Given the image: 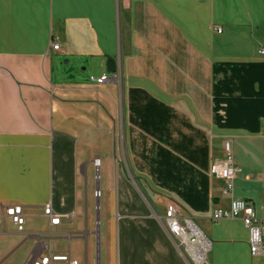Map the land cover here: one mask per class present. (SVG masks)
Returning <instances> with one entry per match:
<instances>
[{"label":"crops","instance_id":"obj_1","mask_svg":"<svg viewBox=\"0 0 264 264\" xmlns=\"http://www.w3.org/2000/svg\"><path fill=\"white\" fill-rule=\"evenodd\" d=\"M261 50L264 0H0V264H189L161 223L173 203L210 264H264L241 218L211 219L232 198L264 218ZM109 60L118 80L93 83ZM216 96L242 100L228 127ZM226 141L233 195L209 174Z\"/></svg>","mask_w":264,"mask_h":264},{"label":"built area","instance_id":"obj_2","mask_svg":"<svg viewBox=\"0 0 264 264\" xmlns=\"http://www.w3.org/2000/svg\"><path fill=\"white\" fill-rule=\"evenodd\" d=\"M221 31V28H217V32ZM52 47L54 50H59V44H53ZM260 53L264 54V50H261ZM119 72L118 70L112 76L106 74L99 78L91 77L90 80L95 84H103L110 80L117 81ZM224 153V159L214 163L210 168L209 174L225 181L224 195H233V183L239 168L235 164L230 141L224 143ZM5 214L11 219L17 230L22 232L25 226L23 208L21 206H9L5 208ZM44 214L49 219L51 226L57 228L60 225L61 216L53 211L50 203L45 205ZM236 218H241L250 231L251 255L264 256V218L257 216L252 202L232 198L228 209H217L213 211L211 216L214 222ZM161 223L177 245L183 248L189 264H210L208 257L210 242L192 220H184L180 217V208L177 204L173 203L167 207L165 216L161 218ZM191 223L204 236V240L193 232L190 227ZM29 264H78V261L73 259L69 252H52L50 255L33 260Z\"/></svg>","mask_w":264,"mask_h":264},{"label":"trees","instance_id":"obj_3","mask_svg":"<svg viewBox=\"0 0 264 264\" xmlns=\"http://www.w3.org/2000/svg\"><path fill=\"white\" fill-rule=\"evenodd\" d=\"M242 100L240 98H228V97H215V122L221 127L229 126L228 114L230 113L231 106L234 103H240ZM260 101V100H259ZM262 101V100H261ZM249 102L245 101V104Z\"/></svg>","mask_w":264,"mask_h":264},{"label":"water","instance_id":"obj_4","mask_svg":"<svg viewBox=\"0 0 264 264\" xmlns=\"http://www.w3.org/2000/svg\"><path fill=\"white\" fill-rule=\"evenodd\" d=\"M70 72L72 69L69 70ZM118 71L117 64L114 60H109L107 63V74L112 76ZM99 193V192H98Z\"/></svg>","mask_w":264,"mask_h":264},{"label":"rangeland","instance_id":"obj_5","mask_svg":"<svg viewBox=\"0 0 264 264\" xmlns=\"http://www.w3.org/2000/svg\"><path fill=\"white\" fill-rule=\"evenodd\" d=\"M64 67H65L68 71L70 70V67H68V66H64ZM91 69H92V68L89 67V68H87L86 71H83V68H78V69H76L75 74H76L78 77H87L88 75L91 74V72H92Z\"/></svg>","mask_w":264,"mask_h":264},{"label":"bare ground","instance_id":"obj_6","mask_svg":"<svg viewBox=\"0 0 264 264\" xmlns=\"http://www.w3.org/2000/svg\"><path fill=\"white\" fill-rule=\"evenodd\" d=\"M99 194H98V192H97V196H98ZM190 227L192 228V230H193V232L195 233V234H197L199 237H200V239H202V240H204L205 238H204V236L200 233V231L197 229V227H195L194 225H193V223H191L190 224Z\"/></svg>","mask_w":264,"mask_h":264}]
</instances>
